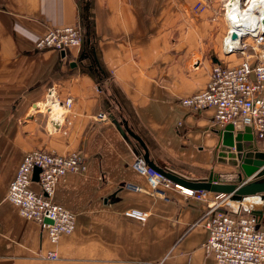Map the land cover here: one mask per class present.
Returning <instances> with one entry per match:
<instances>
[{"label": "crops", "instance_id": "obj_1", "mask_svg": "<svg viewBox=\"0 0 264 264\" xmlns=\"http://www.w3.org/2000/svg\"><path fill=\"white\" fill-rule=\"evenodd\" d=\"M198 1L207 4L201 12ZM220 3L0 0V264H214L199 222L208 200L130 188L148 189L132 167L143 151L115 122H127L159 167L189 179L231 177L235 168L217 160L223 127L213 109L180 103L206 88L214 64L242 60L223 52L229 22ZM74 24L80 48H35L48 29ZM35 149L76 151L86 163L55 186L53 201L76 221L56 245L6 200L19 162ZM128 209L147 217H127ZM52 249L56 260L45 258Z\"/></svg>", "mask_w": 264, "mask_h": 264}, {"label": "built area", "instance_id": "obj_2", "mask_svg": "<svg viewBox=\"0 0 264 264\" xmlns=\"http://www.w3.org/2000/svg\"><path fill=\"white\" fill-rule=\"evenodd\" d=\"M236 0H223L224 15L229 22V10ZM248 6V0H238ZM207 7L198 1L193 9L197 12ZM260 11L257 10L256 13ZM262 15L255 27L242 31L233 44H229L232 30L228 29L222 42L225 54L238 53L242 60L237 65L216 63L209 73L206 88L184 97L180 103L192 110L212 108L214 121L224 127L232 124L234 131L250 126L255 140H264V21ZM230 26V24H229ZM83 34L79 24L50 28L35 42L38 50L64 51L80 48ZM238 49V51H236ZM71 100L65 101L69 108ZM132 167L145 175L148 189L128 185L135 191H149L166 197L165 189L173 188L187 197L208 200L207 208L199 222L204 223L208 236L203 247L213 258L214 264H264V192L244 195L233 199L231 194L192 190L173 183L149 167L143 157L137 156ZM35 168H39L38 180L33 181ZM86 169L84 158L76 151L58 154L35 149L23 155L15 175L10 181L6 200L12 203L18 214L35 221L45 231L49 242L56 245L60 237L74 231L75 215L53 201L55 186L66 181L69 173H81ZM36 182L38 189L31 184ZM258 211L259 214H256ZM127 217L144 221L147 213L128 209ZM45 258L56 260V250H49Z\"/></svg>", "mask_w": 264, "mask_h": 264}, {"label": "water", "instance_id": "obj_3", "mask_svg": "<svg viewBox=\"0 0 264 264\" xmlns=\"http://www.w3.org/2000/svg\"><path fill=\"white\" fill-rule=\"evenodd\" d=\"M262 21H264V18ZM236 37V33L232 32L231 38L235 39ZM61 53L64 54L63 51ZM115 123L122 134L131 137L138 143L143 151L142 157L145 163L173 183L192 190L231 194L233 199L264 192V151L259 150L250 126H245L242 130L234 131L233 125L227 124L220 130L216 155L219 162L235 168V172L230 173L231 177L229 179H224L213 171L207 177L189 179L170 169L156 165L150 159L149 151L144 142L129 128L127 122L122 119L121 125L117 122ZM39 171V168L34 169L32 175L33 181L38 180ZM255 213L259 214L258 211H255Z\"/></svg>", "mask_w": 264, "mask_h": 264}, {"label": "bare ground", "instance_id": "obj_4", "mask_svg": "<svg viewBox=\"0 0 264 264\" xmlns=\"http://www.w3.org/2000/svg\"><path fill=\"white\" fill-rule=\"evenodd\" d=\"M238 0L233 2V8L229 10V29L235 32V39H228L229 44L235 43L241 36L242 31L255 27L259 18L264 16V0H248V6L245 8L239 5ZM259 10V13H256Z\"/></svg>", "mask_w": 264, "mask_h": 264}, {"label": "rangeland", "instance_id": "obj_5", "mask_svg": "<svg viewBox=\"0 0 264 264\" xmlns=\"http://www.w3.org/2000/svg\"><path fill=\"white\" fill-rule=\"evenodd\" d=\"M223 1V0H222ZM221 6H223V2L220 3ZM222 14H224V8L222 7V10H221ZM234 56V55H233ZM256 144L257 146L259 147V150H263L264 151V140H260V139H257L256 140Z\"/></svg>", "mask_w": 264, "mask_h": 264}]
</instances>
